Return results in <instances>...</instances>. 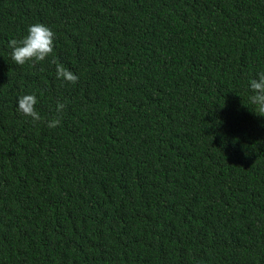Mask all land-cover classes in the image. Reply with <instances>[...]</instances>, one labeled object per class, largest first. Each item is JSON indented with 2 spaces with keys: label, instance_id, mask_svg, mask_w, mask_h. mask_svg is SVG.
<instances>
[{
  "label": "trees",
  "instance_id": "trees-1",
  "mask_svg": "<svg viewBox=\"0 0 264 264\" xmlns=\"http://www.w3.org/2000/svg\"><path fill=\"white\" fill-rule=\"evenodd\" d=\"M260 72L264 0H0V264H264Z\"/></svg>",
  "mask_w": 264,
  "mask_h": 264
},
{
  "label": "clouds",
  "instance_id": "clouds-1",
  "mask_svg": "<svg viewBox=\"0 0 264 264\" xmlns=\"http://www.w3.org/2000/svg\"><path fill=\"white\" fill-rule=\"evenodd\" d=\"M55 41V33L46 25L36 23L30 25L27 35L21 39H13L9 41L11 49V58L15 64L23 66L28 62L40 63L53 54ZM56 74L58 79H62L68 83H78L79 77L72 71L66 69L62 64H57ZM250 88L254 93L251 97V103L256 105L255 113L264 114V72H260L257 79L250 81ZM37 98L35 95L26 94L18 98V111L25 116L31 117L34 123L41 121V115L36 111L35 105ZM65 104L57 101V110L63 111ZM264 116V115H261ZM59 119L47 121L49 128L59 126Z\"/></svg>",
  "mask_w": 264,
  "mask_h": 264
}]
</instances>
